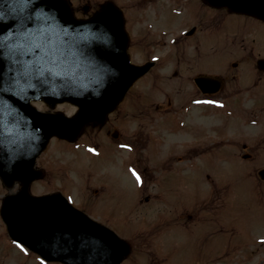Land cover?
<instances>
[{
    "label": "rangeland",
    "instance_id": "1",
    "mask_svg": "<svg viewBox=\"0 0 264 264\" xmlns=\"http://www.w3.org/2000/svg\"><path fill=\"white\" fill-rule=\"evenodd\" d=\"M98 1L71 0L74 6L83 3H90L93 6ZM115 1L118 2V0ZM176 1L172 4L173 1L169 0L167 8H172L173 11L179 13L182 3ZM184 1L186 4L191 0ZM170 3L171 7H169ZM153 12H156L155 15L159 14L157 8H153ZM219 20L222 33L216 43L209 42L206 45L202 43L201 51H197L196 44L192 42L189 48L181 51L180 57L193 60L197 64L202 61L203 66L199 67L201 69L208 70L211 64L212 66L217 65L222 71L228 70L232 74L243 76L252 66L254 59L263 55V25L256 21L239 20L238 17L232 16L219 15ZM168 21L170 17L165 14L162 22L166 24ZM225 21L230 22L228 27L223 29ZM165 24L159 25L156 22L150 28L154 43L150 49L152 54L150 58L159 60L157 61L159 63L160 59L165 56L170 37L178 36L182 30H185L177 24L173 26ZM199 26L205 27V21ZM134 36L135 34L133 41ZM181 48H173L172 54L176 53L177 57ZM131 50V59L134 62L145 59L142 53L136 51L135 42ZM236 61H238L237 65H230ZM252 71L255 70L252 69ZM166 76L164 71L156 69L153 73L154 82L149 84L147 80L144 84H137L132 88L120 111L124 117L116 121V128L122 132L125 139L137 142L134 148L139 145L142 159L136 161L134 167H139L140 164V167L147 168L148 171H153V167L164 170L172 169V173L166 177L168 193L171 194L176 186H179L180 191L173 193V197L168 196L169 199L165 205L167 208L162 206L135 207L133 203H131V208L129 205H124L123 213L127 218L115 227L121 236L128 238L132 251L122 264H264V187H259L262 182L255 175L256 171L264 166V92L262 91L263 94L258 96L263 99H256L254 102L249 101L251 99L249 94L235 98L228 97L219 102V105H224L221 109L208 108L213 111H206L203 117L198 116V121L196 112L191 113L189 119L194 125L188 129L189 133L173 137L175 140L181 139L174 143L173 150L176 152L183 150L189 158L176 160L174 157L179 153H175L158 160H151L148 156H154L152 155L153 148L150 147L152 144L140 148L139 139L146 141L147 137L144 133L147 128L146 132L156 131L160 139L167 134L160 126L164 119L174 112V103L172 102L171 108L165 104L166 97H170V90H166ZM138 94L143 98L142 101L138 102ZM247 103L253 106L251 111L246 112ZM230 104H235L237 107L231 108ZM156 106H161V109L156 110ZM139 112L143 114L142 118L137 117ZM176 112L180 113V111ZM196 122L201 123L199 128H194ZM191 128L199 130L198 134L190 131ZM156 137L158 136H149V141ZM100 138L105 141L104 137H99L96 141L100 142ZM158 140L155 139V142ZM243 143L248 144L246 150L242 149ZM186 144L188 145L185 146ZM192 146L202 152L200 157L194 153ZM64 148L66 151L54 153L53 156L51 152H48L39 159L42 162L45 157L51 155L50 163L55 168L52 170V175L49 174L40 186H36V191L42 190L48 183H50L48 187L67 183L69 175L72 181L76 180L77 173L73 172L71 175L69 171L65 173L59 168H67L70 161L74 164L73 160L77 156L79 157L78 161H75L76 165L84 169L87 161L80 159V156L84 157L85 141L79 139L77 148L75 151L72 149L71 154L67 152V147ZM124 153H127V150ZM244 153H249L250 158H242ZM112 158V152L105 150L99 156L92 158L90 162L98 170L104 171L103 177L117 183L118 171L119 177H122L123 170L118 169L111 162ZM125 160L130 161L127 154H125ZM124 170V179H120V183L124 185L121 196L123 201H127L132 193V186L128 180L126 168ZM204 176L207 178V183L201 181ZM191 179L199 180V184L190 182ZM85 180L84 188L90 194L89 189L92 188L93 176L88 172ZM212 189H215V196L210 193ZM8 191L0 186L1 196ZM217 192H220L221 196ZM198 200H201L200 205L204 209L199 217L181 220L180 225L177 222L172 229H168L173 227L169 224L166 228H159V232L151 230L153 226L146 228L150 222L158 223V221L167 219L168 216L163 211L171 209V212L174 211L178 215L183 206H190L194 203L196 205ZM197 219L199 226H194L197 224L194 223L198 221ZM5 235H7L5 227L0 219V264H40V260L37 258V262L36 257L31 255L32 253L27 256Z\"/></svg>",
    "mask_w": 264,
    "mask_h": 264
},
{
    "label": "water",
    "instance_id": "2",
    "mask_svg": "<svg viewBox=\"0 0 264 264\" xmlns=\"http://www.w3.org/2000/svg\"><path fill=\"white\" fill-rule=\"evenodd\" d=\"M228 7L264 19V0H229ZM0 13V48L4 51L0 56V176L25 180L17 195L4 199L1 213L8 230L34 250H40L43 240L44 249L51 248L44 252L47 259L66 264H118L128 252L126 243L89 220H74L59 211L50 221L54 215L47 209V198L41 202L29 197L27 189L30 176H39L32 166L48 138L56 135L72 140L85 122L110 110L138 76L125 52L119 12L108 3L90 20L77 21L65 0H0ZM100 23L106 27L110 44L93 30ZM24 32L42 34L45 44L60 48L65 53L64 69L40 77L22 76L15 69L10 73L8 46ZM30 98L51 106L68 100L79 110L72 118L39 114L29 106ZM10 156L13 163L5 161ZM32 227L38 237L30 231Z\"/></svg>",
    "mask_w": 264,
    "mask_h": 264
},
{
    "label": "flooded vegetation",
    "instance_id": "3",
    "mask_svg": "<svg viewBox=\"0 0 264 264\" xmlns=\"http://www.w3.org/2000/svg\"><path fill=\"white\" fill-rule=\"evenodd\" d=\"M198 4H192L190 6L191 9H194L195 6ZM185 17V23H193V26L191 27V33L195 35L198 34L197 38L190 41H185L183 45V50H186V47L190 46V43H195L196 48L199 46V35H202L204 32L209 34L214 29L218 30L219 27V15L220 10L207 7V9L204 8V5L200 7L199 12L193 13L191 10H187L184 13ZM144 14L141 15L140 21H142V17ZM205 21V27H200L199 25L204 23ZM133 22V20H132ZM139 31L137 32V40L135 42L136 47H147L146 42H142V40L139 38V35H143L142 29L140 27ZM146 32V31H145ZM188 34V32H187ZM177 40L174 41L176 43ZM150 45V43L148 44ZM172 63L170 65L171 67V79H172V85H171V96L168 97V101L174 99L176 96H178L177 101H182L184 103L183 108H187L188 110H192L195 112H200L202 110V105L197 104L199 101H202V93L199 92L198 88L196 87L194 83V77L200 73H206L204 69L199 68L200 66H203L202 61H199L197 64L195 61L185 60L184 57H172ZM216 73L213 69L212 74ZM114 112L110 114L103 125H97V124H89L87 125L86 129H84L83 133L86 136V140L94 144V141H96L99 137H109L114 140V142H118L121 140V133L118 129H114L116 125V121L120 120V114H115V117H113ZM113 115V116H112ZM115 135V138L113 137ZM98 144H95V146ZM120 173L118 171L117 174V183L114 181H111L105 177L97 178L96 181H105V186L99 185L97 188H90V194H88L85 190V188H76V187H68L69 191L74 192V196L76 199L80 202H78L80 205L83 206V209L91 216L99 219H110L112 217H115V215L118 214L117 208L121 207L123 204L121 191L123 184L120 183V179H123L122 177H119ZM149 195L146 196L143 200L145 202H148ZM95 199V200H93ZM81 202H84L85 204H82Z\"/></svg>",
    "mask_w": 264,
    "mask_h": 264
},
{
    "label": "snow or ice",
    "instance_id": "4",
    "mask_svg": "<svg viewBox=\"0 0 264 264\" xmlns=\"http://www.w3.org/2000/svg\"><path fill=\"white\" fill-rule=\"evenodd\" d=\"M27 2V0H25ZM3 14L0 13V19ZM42 34L34 35L32 32H24L20 35L18 42L8 46V58L11 60L9 71L15 69L22 76L40 77L46 74H58L64 69L63 57L65 53L58 47H52L51 44H45L41 39ZM4 55V51L0 48V56ZM28 58V59H25ZM207 103V102H206ZM122 147H124L122 145ZM89 152L93 149L89 148ZM132 175L136 179L137 186L140 185V177L133 171ZM17 248L21 251L24 249L17 244Z\"/></svg>",
    "mask_w": 264,
    "mask_h": 264
}]
</instances>
